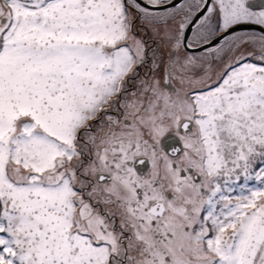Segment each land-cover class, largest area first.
<instances>
[{
	"label": "snow or ice",
	"instance_id": "snow-or-ice-1",
	"mask_svg": "<svg viewBox=\"0 0 264 264\" xmlns=\"http://www.w3.org/2000/svg\"><path fill=\"white\" fill-rule=\"evenodd\" d=\"M0 264H264V0H0Z\"/></svg>",
	"mask_w": 264,
	"mask_h": 264
}]
</instances>
